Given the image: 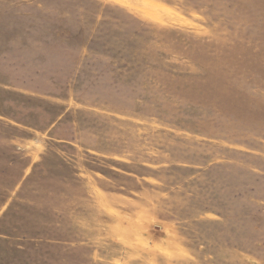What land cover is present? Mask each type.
Returning a JSON list of instances; mask_svg holds the SVG:
<instances>
[{"label":"rangeland","instance_id":"obj_1","mask_svg":"<svg viewBox=\"0 0 264 264\" xmlns=\"http://www.w3.org/2000/svg\"><path fill=\"white\" fill-rule=\"evenodd\" d=\"M0 264H264V0H0Z\"/></svg>","mask_w":264,"mask_h":264}]
</instances>
